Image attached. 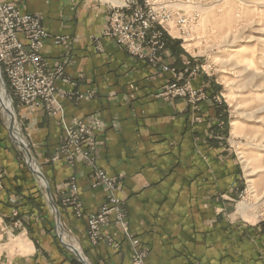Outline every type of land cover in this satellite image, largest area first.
Masks as SVG:
<instances>
[{
  "label": "crops",
  "instance_id": "0c3cea01",
  "mask_svg": "<svg viewBox=\"0 0 264 264\" xmlns=\"http://www.w3.org/2000/svg\"><path fill=\"white\" fill-rule=\"evenodd\" d=\"M0 1L41 18L50 35L41 53L49 68L63 65L68 79L57 82L64 96L55 113L15 100L58 209L63 241L90 264L131 263L130 240L113 217L98 242L87 235L88 215L106 201L103 186L91 187L94 171L102 169L119 178L115 195L123 202L127 232L148 249L147 264H264V222L241 219L234 206L240 167L225 138L226 111L214 99L213 80L200 72L191 78L206 94L197 106L156 96L195 64L179 40L166 37L163 60L150 64L102 36L115 0ZM57 36L69 37V48L55 44ZM90 116L101 123L94 162L53 161L63 123ZM3 136L0 127V218L9 226L18 220L26 234V255L13 264H82L62 246L46 196ZM71 177L82 216L62 202Z\"/></svg>",
  "mask_w": 264,
  "mask_h": 264
},
{
  "label": "built area",
  "instance_id": "2783aa9c",
  "mask_svg": "<svg viewBox=\"0 0 264 264\" xmlns=\"http://www.w3.org/2000/svg\"><path fill=\"white\" fill-rule=\"evenodd\" d=\"M219 0H115L109 12L108 25L102 36L111 38L131 57L156 64L163 60L166 37L177 39L183 49L188 39H194V29L205 7ZM177 32L178 35H175ZM49 33L38 15L24 13L17 5L0 1V72L10 88L13 98L23 106L42 108L55 113L60 110L59 98L64 96L57 82H68L63 65L49 68L41 50ZM98 40L97 37L93 38ZM55 44L69 48V37L53 38ZM98 42V41H97ZM202 70L207 73L201 65ZM164 69H167L164 66ZM199 67L194 65L182 81L165 83L156 96L164 100L183 99L196 105L206 98L203 88L194 87L191 78ZM216 100V99H215ZM100 121L90 116L84 121L63 123L64 137L52 157L73 165L77 159L93 163L99 150L96 135ZM2 169L0 165V187ZM119 178L109 176L102 169L94 171L91 187L103 186L106 201L95 213L88 215L86 230L92 243L98 242L110 217L123 229L132 247L130 264H147L148 249L140 246L138 238L127 232L123 202L115 195ZM62 202L82 216V205L75 177L68 181Z\"/></svg>",
  "mask_w": 264,
  "mask_h": 264
},
{
  "label": "rangeland",
  "instance_id": "374dc122",
  "mask_svg": "<svg viewBox=\"0 0 264 264\" xmlns=\"http://www.w3.org/2000/svg\"><path fill=\"white\" fill-rule=\"evenodd\" d=\"M194 32L195 37L188 41L186 48L195 61L194 65L199 67L197 73L209 76L217 87L218 95L214 99L221 102L226 111L225 138L240 167L234 206L241 219L264 222V0L215 2L202 10L201 20ZM174 34L178 35L177 32ZM7 92L12 108L6 114L0 107L3 137L23 169L29 172L46 196L44 186L26 164L25 150L19 148V141L13 132L11 136L8 132L6 120H9V114L38 165L16 117L15 99L8 85ZM234 120L238 122L236 133H232ZM31 164L33 168L35 164L32 161ZM241 204L247 206L245 213L238 208ZM14 223L15 226L6 225L0 218V264H13L15 257L26 255V234L19 228L18 220Z\"/></svg>",
  "mask_w": 264,
  "mask_h": 264
},
{
  "label": "water",
  "instance_id": "95a60500",
  "mask_svg": "<svg viewBox=\"0 0 264 264\" xmlns=\"http://www.w3.org/2000/svg\"><path fill=\"white\" fill-rule=\"evenodd\" d=\"M0 79H1V82L6 90V93L8 95V92H7V85L4 81V78L0 72ZM0 107H2V103L0 102ZM3 111H5V109L3 108ZM13 119V118H12ZM7 128H8V132L10 134V136L12 135V129H13V122L10 121V124L7 125ZM25 158H26V164L28 165V168L29 170L31 171V173H36L33 171L32 169V164H31V161H32V156L28 150V148L25 149ZM37 175L38 177L42 178L44 181H45V184H44V190H45V194H46V198H47V201L49 203V206L52 210V212L54 213L55 215V218H56V227H61L60 225V221H59V213H58V209L56 207V204L54 203L53 199H52V195H51V191H50V187L45 179V177L43 176L42 172H37ZM57 236L62 244V246L67 249L68 251L72 252L80 261L82 264H90L88 263L84 257L78 252V249H76L73 245L69 244V243H66L65 241H63L62 239V236H61V232L60 230L57 232Z\"/></svg>",
  "mask_w": 264,
  "mask_h": 264
},
{
  "label": "bare ground",
  "instance_id": "6f19581e",
  "mask_svg": "<svg viewBox=\"0 0 264 264\" xmlns=\"http://www.w3.org/2000/svg\"><path fill=\"white\" fill-rule=\"evenodd\" d=\"M220 1V0H219ZM218 2V1H217ZM200 20H201V18H200ZM200 20H199V22H200ZM198 25H199V23H198ZM189 40H191V39H188V41ZM188 41H186V43H185V47H186V45H187V43H188ZM0 102L2 103V110H3V108L5 109V111L4 112H6V114L8 113V111L12 108V100L9 98V96L7 95V93H6V90H5V88H4V86H3V84H2V82H1V79H0ZM5 115V114H4ZM8 118H9V120H6L7 121V125H9L10 124V121L11 122H14L13 124H15V126H13V129H12V132H13V136L14 137H16L17 138V140L19 141L18 143H19V148H22L21 150H25L27 147H28V145L26 144V142H24V140H23V138H22V136L20 135V131H19V128L16 126V123H15V120H13L12 119V117L8 114V116H7ZM5 119H6V117H5ZM237 127H238V122L236 121V120H234L233 122H232V133H236L237 132ZM26 147V148H25ZM25 152L26 151H24V154H25ZM241 154H242V152H241ZM25 156H26V154H25ZM241 157H243V155H241ZM32 162L35 164L34 166H33V171L34 172H36V173H34V175H35V177L38 179V180H40V183L44 186V184H45V181L42 179V178H40V177H38V175H37V172H41L40 171V168H39V166L38 165H36V162H34V160H33V158H32ZM252 172V171H251ZM250 173V172H249ZM249 181H251V180H249ZM251 188L253 187L252 185L250 186ZM238 208L243 212V213H245V209L247 208V206H245V205H239L238 206ZM58 228V231H59V227H57ZM81 254V253H80Z\"/></svg>",
  "mask_w": 264,
  "mask_h": 264
}]
</instances>
